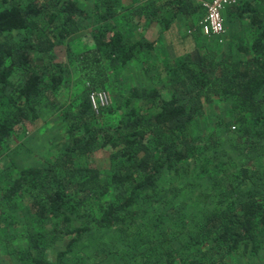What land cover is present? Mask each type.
Here are the masks:
<instances>
[{
    "label": "trees",
    "instance_id": "1",
    "mask_svg": "<svg viewBox=\"0 0 264 264\" xmlns=\"http://www.w3.org/2000/svg\"><path fill=\"white\" fill-rule=\"evenodd\" d=\"M77 1L0 0V163L9 141L44 111L63 114L69 140L46 165L0 171V240H10L8 220L24 225L12 251L20 264H234L257 256L264 250V0L231 8L249 15L250 44L190 53L168 67L170 100L158 89L132 88L129 112L110 126L95 123L101 110L90 92L106 89L112 72L156 44L111 25L121 0H94L103 26L90 48L73 54L69 44L90 17ZM203 13L195 0H169L148 16L167 31L177 17ZM64 47L68 63L59 59ZM72 65L88 87L62 104ZM215 102L229 103L232 119L219 122L222 135L196 134ZM98 150L109 153L108 170L83 162ZM19 201L28 207L14 218Z\"/></svg>",
    "mask_w": 264,
    "mask_h": 264
},
{
    "label": "rangeland",
    "instance_id": "2",
    "mask_svg": "<svg viewBox=\"0 0 264 264\" xmlns=\"http://www.w3.org/2000/svg\"><path fill=\"white\" fill-rule=\"evenodd\" d=\"M151 1L153 4L150 3ZM167 1L169 0H121L122 8L120 13L111 22V25L122 29L125 32V36L132 41L136 40L138 34L142 36L148 34L146 39L148 42L155 43L156 47L141 59L131 62L123 69L112 72V80L107 88L104 89L108 95L109 105L101 109L100 119L97 118L95 121L98 126L116 125L121 119L126 117L130 108L125 105V97L132 88L149 91L158 89L165 100H170L173 96V86L168 67H171L175 62L186 59L190 53H195L198 49H205L208 52H215L217 55H221L227 52L230 46L237 51L241 43L250 44L255 37L256 29L250 23L249 15L238 16L235 10L234 17L228 14L225 15V32L220 36H205L196 30L195 23L198 17L196 15L189 18L177 17L169 30L165 31L164 23L151 22L148 14L154 8L163 5ZM245 1L241 0L237 7L242 8ZM77 2L90 17L80 21L82 35L69 44L70 51L75 55L92 46L89 43L91 33L98 27L103 26L102 23H97L98 17L94 7V0H79ZM142 3H146L149 6L140 11L138 8ZM66 50L65 47L58 50L59 59L64 63L69 62ZM71 70V82L64 87L61 93L62 104H70L88 87L84 81L80 80L77 66L72 65ZM132 106L141 109L142 102L135 100ZM229 109V103H213L206 115L201 119L202 131L199 129L196 131L195 128V133L204 137H208L213 133L222 135L224 127H220L218 124L222 119L225 122L232 119L228 115ZM103 112H105L104 115ZM68 141L63 114L54 110L44 111L35 124L27 125L26 128L20 130L5 146V154L1 158L0 171L5 170L11 163H15L18 168L46 165L65 150ZM83 162L87 166L90 165L101 170L110 168V156L104 150H98L89 159L83 158ZM1 194L2 190L0 188ZM18 205L19 208L15 209L14 218L17 217V213L19 214V210L22 214H25L28 207L21 201L18 202ZM6 215L12 216L13 211L8 210ZM15 226L16 224L11 223V220H8L4 225L8 229L10 240L7 242L0 240V264H20L12 251L15 245L23 242V238L19 237V230L23 231L24 225H20V229L18 226L15 229ZM14 234L16 236L12 240L11 238ZM109 262L110 264H116L114 260ZM233 263L264 264V250H261L257 256L242 259V261L236 260ZM120 264L123 263L121 262Z\"/></svg>",
    "mask_w": 264,
    "mask_h": 264
},
{
    "label": "built area",
    "instance_id": "3",
    "mask_svg": "<svg viewBox=\"0 0 264 264\" xmlns=\"http://www.w3.org/2000/svg\"><path fill=\"white\" fill-rule=\"evenodd\" d=\"M239 0H206L201 5L204 14L198 21V29L205 36H220L225 32L224 12L231 7L237 6ZM93 110L99 114L102 108L109 105L106 91L93 90L89 94Z\"/></svg>",
    "mask_w": 264,
    "mask_h": 264
},
{
    "label": "crops",
    "instance_id": "4",
    "mask_svg": "<svg viewBox=\"0 0 264 264\" xmlns=\"http://www.w3.org/2000/svg\"><path fill=\"white\" fill-rule=\"evenodd\" d=\"M195 1L197 2V4L200 3V5H201L202 1H206V0H195ZM239 1H241V0H239ZM142 4H143V3H142ZM145 4H146V3H145ZM201 8H203L202 5H201ZM231 8H233V7H231ZM231 8H228V9L224 12V18H225V15H227V14L230 15V16H233V17L235 16L234 9L231 10ZM230 12H231V13H230ZM203 14H204V13H203ZM203 14H202V15H203ZM237 14H238V16H240L239 13H237ZM202 15H201V16L198 15V17H197V22L195 23V25H196L195 29L198 30V31H199V29H198V27H197V26H198V21L200 20V18L202 17ZM195 29H194V30H195ZM199 32H200V31H199ZM140 33H141V32H140ZM144 36H145V38H148V34H144ZM144 36H143V37H144ZM140 37H142V35H139V34H138V35H137V38H140Z\"/></svg>",
    "mask_w": 264,
    "mask_h": 264
}]
</instances>
